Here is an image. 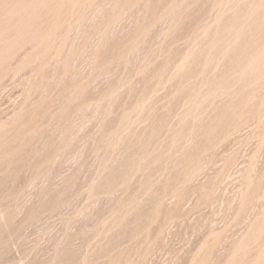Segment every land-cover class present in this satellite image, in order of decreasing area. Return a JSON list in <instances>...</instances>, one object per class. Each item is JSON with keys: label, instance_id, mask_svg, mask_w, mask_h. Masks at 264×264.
Masks as SVG:
<instances>
[{"label": "rangeland", "instance_id": "rangeland-1", "mask_svg": "<svg viewBox=\"0 0 264 264\" xmlns=\"http://www.w3.org/2000/svg\"><path fill=\"white\" fill-rule=\"evenodd\" d=\"M0 264H264V0H0Z\"/></svg>", "mask_w": 264, "mask_h": 264}]
</instances>
